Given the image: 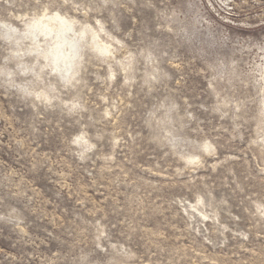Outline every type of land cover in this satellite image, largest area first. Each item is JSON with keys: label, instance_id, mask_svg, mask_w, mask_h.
Masks as SVG:
<instances>
[{"label": "rangeland", "instance_id": "374dc122", "mask_svg": "<svg viewBox=\"0 0 264 264\" xmlns=\"http://www.w3.org/2000/svg\"><path fill=\"white\" fill-rule=\"evenodd\" d=\"M0 264H264V0H0Z\"/></svg>", "mask_w": 264, "mask_h": 264}]
</instances>
